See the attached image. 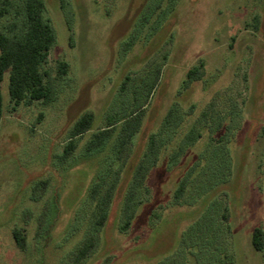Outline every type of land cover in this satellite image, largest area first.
<instances>
[{
  "label": "rangeland",
  "instance_id": "obj_1",
  "mask_svg": "<svg viewBox=\"0 0 264 264\" xmlns=\"http://www.w3.org/2000/svg\"><path fill=\"white\" fill-rule=\"evenodd\" d=\"M43 2L54 99L12 111L8 73L0 82V264H73L107 188L79 264H264L252 245L264 234V0ZM85 113L91 128L61 160ZM215 116L219 129L197 125Z\"/></svg>",
  "mask_w": 264,
  "mask_h": 264
},
{
  "label": "trees",
  "instance_id": "obj_2",
  "mask_svg": "<svg viewBox=\"0 0 264 264\" xmlns=\"http://www.w3.org/2000/svg\"><path fill=\"white\" fill-rule=\"evenodd\" d=\"M11 12H13L15 20L0 28V82L3 80L4 74L8 73L9 104L11 110L15 111L22 104L31 105L33 102L47 104L54 99L53 86L47 67L49 51L54 42V34L49 21L45 18L43 0H0V21L10 15ZM67 73V65L56 62L57 79H64ZM196 73V71L189 70L187 77H194ZM133 114L136 117L140 115L139 112L130 113V115ZM2 116L3 104L0 92V125ZM210 119L215 120L214 127L212 125L207 126L202 118L198 119L197 125L204 124L210 132L221 127L222 123L216 116ZM92 120V115L85 113L74 122L68 132L67 142L63 146L61 160H66L73 153L75 140L91 128ZM110 127L111 124L108 123L94 135V145H100L102 140L109 136ZM211 142L217 145L219 139H213ZM183 192L184 184L182 182L177 189L176 198L179 199L184 195ZM109 196L110 190L107 188L102 200L96 205L100 208L99 216L91 219L92 228L90 232L88 231L86 239L75 253L73 264L83 262L96 247L97 233L106 220L110 205ZM126 205L127 202H124L120 219L121 231L127 230L130 221ZM220 217L222 220L225 219L223 214ZM13 238L17 246L21 248L23 243L19 239L20 234L17 231L13 232ZM263 238L262 230L256 228L252 235L254 249L259 250L263 247Z\"/></svg>",
  "mask_w": 264,
  "mask_h": 264
}]
</instances>
